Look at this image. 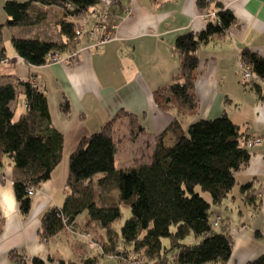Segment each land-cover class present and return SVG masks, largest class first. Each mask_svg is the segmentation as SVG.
Wrapping results in <instances>:
<instances>
[{
  "label": "trees",
  "instance_id": "obj_1",
  "mask_svg": "<svg viewBox=\"0 0 264 264\" xmlns=\"http://www.w3.org/2000/svg\"><path fill=\"white\" fill-rule=\"evenodd\" d=\"M197 2L207 13L216 12L217 16L208 20L200 35L188 32L175 42L179 71L171 84L154 92L156 105L172 112L174 119L156 137L150 161L117 168L119 129L126 127L132 142L145 133L138 115L119 110L99 131L80 140L69 156L65 183L68 194L64 205L49 208L41 216L37 236L42 244L47 245L60 233L71 231L74 235L89 236L97 246H88L99 250L97 256L66 261L57 254L46 259L28 258L22 251L12 250L10 260L16 264H98V256H112L125 264L227 263L228 259L206 239L221 237L230 250L233 248L226 227L220 233L214 229L212 206L223 204L236 185V174L249 164V140L226 110L216 119L194 118L200 111L196 95L199 50L212 41L225 40L236 18L221 4H213V0ZM100 3L101 0H5L3 9L9 18L0 21V44L5 28L36 27L48 17V11L40 10V6L57 7L61 14L54 25L60 41L12 38L16 53L26 65H48L51 55L74 54L78 50L83 38L77 33L79 19ZM6 59V49L1 47L0 62ZM240 60L255 77L248 86L264 99V57L245 48ZM34 78L35 74H31L27 80L17 78L15 83L0 86V171L8 166L13 169V190L24 217L30 215L38 188L50 181L62 164L65 150V137L53 124L47 93ZM20 96L24 99L25 111L16 118L12 104ZM229 103L227 100L226 105ZM60 109L66 115L71 113L68 99ZM168 135L175 139L173 146L165 143ZM99 174L104 176L96 181ZM0 180L5 183L3 173ZM202 193L209 194L211 200H206ZM241 194L246 204L259 206L258 190L253 183L242 186ZM122 205L131 207L132 216L122 229L123 247L120 248L113 225L122 218ZM84 212L89 218L88 228L93 229L91 224L98 223L106 230L107 239L102 241L96 237L97 228L90 232L78 225L77 219ZM3 231L4 219L0 212V236ZM192 234L200 241L195 245L184 244ZM164 239L168 240V246ZM246 264H264V254Z\"/></svg>",
  "mask_w": 264,
  "mask_h": 264
},
{
  "label": "crops",
  "instance_id": "obj_2",
  "mask_svg": "<svg viewBox=\"0 0 264 264\" xmlns=\"http://www.w3.org/2000/svg\"><path fill=\"white\" fill-rule=\"evenodd\" d=\"M197 1L118 0L111 16V21L117 25L113 39L98 48H93L92 40L83 37L78 50L74 54L61 55L60 63L29 67L17 53L9 55L7 52V59L2 63L13 64L16 70L19 69L16 77L21 80L35 74L33 81L47 93L53 124L63 133L65 148L72 129L71 147L74 148L83 137L99 131L119 110L138 115L145 133L133 142L134 150L140 142H148L149 148L141 152L142 162L135 157L132 165L147 164L154 151L156 137L174 119L172 112L156 105L154 92L171 84L179 71L175 42L188 32L200 35L208 24L205 19L207 12ZM213 1V4H221L230 10L236 23L225 40L212 41L199 50L196 95L200 111L194 120L216 119L226 110L247 140L263 137V142L250 149V162L236 174V185L229 197L216 208L212 206V222L215 217L221 219L220 227L215 230L220 233L222 227H226L233 241L232 250L221 237L206 240L228 259L225 264H246L264 254V99L250 86L241 84L240 54L248 48L264 57V0ZM39 9L48 11L47 19L40 25L51 21L50 30H53L51 14L57 18L61 10L43 6ZM40 38L61 40L57 29L53 36L46 33ZM1 47L0 44V51ZM65 99L70 102L69 115L60 109ZM227 100L231 101L228 105ZM12 107L16 108L13 104ZM174 142L171 135L165 138L167 146H173ZM66 166L61 171L59 166L52 179L38 188L28 217L21 214L16 201L13 169L8 166L0 171L5 175V183L0 180V212L4 219L0 264H16L9 257L12 250L22 251L28 258L46 259L51 254L62 257L59 252H52L50 247L58 236L44 245L37 232L43 212L63 206L68 194L65 188ZM249 183L258 190L259 206L256 208L246 204L241 194V187ZM86 229L89 230L90 226ZM164 244L168 246V242ZM85 246H73L75 253H79L74 260L62 259L80 261L90 258L85 256ZM97 261L98 264L102 262L100 259Z\"/></svg>",
  "mask_w": 264,
  "mask_h": 264
},
{
  "label": "rangeland",
  "instance_id": "obj_3",
  "mask_svg": "<svg viewBox=\"0 0 264 264\" xmlns=\"http://www.w3.org/2000/svg\"><path fill=\"white\" fill-rule=\"evenodd\" d=\"M4 2H5V0H0V21L1 22H4L9 18V16L6 14V12L3 9ZM51 19L53 20V25H54L56 16L51 14L50 20ZM50 25H52L51 21H48L47 24L39 25L36 27H31V28H29V27L5 28L3 30L1 45L3 47H5L6 52L9 55L16 53V49L12 43V38L14 36L20 37V38H27V37L40 38V36H44V34H46V33L49 34L50 36H53L55 34L56 27L54 25L55 30H54V28H53V30H50V28H51ZM50 38H52V37H50ZM40 39H42V38H40ZM42 40L54 41L53 39H47V40L42 39ZM18 70H16V68L14 67L13 64L0 62V86L2 84H7L10 82H12V83L17 82L16 76L18 75V73H17ZM13 105L16 106V108H14V109L16 110V118H18L25 111V104H24L23 97L20 96L13 103ZM71 131H72V134L68 133L67 147L65 148V152H64V160L59 167L60 171L63 169V167H67L66 165H68V169H69V156L77 147V146L74 148L71 147L74 130L72 129ZM119 134H120V139L118 142L119 143L118 144V152H117V156H116L117 168L118 169H125V168H128L129 166H133L132 164L135 163L134 162L135 157L137 159H141L139 162H142L143 157H142L141 152L144 150V148L148 150V148H149V147H147L148 142L146 144H143V142H140V144L138 146H136V148L134 150L133 142L130 139V133L128 132L127 128L122 126L119 129ZM103 176H104L103 174H99L96 176L95 180L98 181ZM110 190L111 189H108L107 192L112 193V191H110ZM202 196L204 198H206V200H208V201L211 200L210 195L207 193H202ZM63 205H64V203H63ZM213 208H216V207L213 206ZM121 210H122V218L113 225V229L115 230V232L119 236V247L120 248L123 247L122 229H123L125 223L127 222V220H129L132 216V210H131L130 206L122 205ZM88 220H89V218H88L87 212H84L83 214H81L78 217L77 223L80 227H84V226L88 227L87 226ZM91 228H93V229L97 228L96 229L97 230L96 237L98 239H100L102 241H103V238L107 239L106 230L101 228L98 223L94 222L93 224H91ZM93 229H90V232ZM199 241H200V239H197L195 237V235L192 234V235L188 236L183 241V243L188 244V245H195ZM164 242H168V240L164 239ZM78 244L79 245H86L85 250H84L86 252V254H85L86 257L87 256L95 257L99 253V250L92 249L88 246L90 244L89 238H85V237L80 236V235H78V236L72 235L70 233V231L60 233L59 236L57 237L56 241H54L50 244V247L53 250L52 252H59L64 259L74 260V256L78 255L79 253H75V250H73V246L78 245ZM98 258L100 259V261H102L101 264H120L118 262V260L112 256H108V257L98 256Z\"/></svg>",
  "mask_w": 264,
  "mask_h": 264
},
{
  "label": "built area",
  "instance_id": "obj_4",
  "mask_svg": "<svg viewBox=\"0 0 264 264\" xmlns=\"http://www.w3.org/2000/svg\"><path fill=\"white\" fill-rule=\"evenodd\" d=\"M118 0H101L100 5L94 7L91 12L79 19V26L77 28V33L82 37L92 40L93 48H98L99 46L109 42L113 39V34L117 25L111 21L112 9L117 4ZM216 12H210L205 14V19L210 20L216 18ZM62 58L59 54L50 56V64L60 63ZM240 68L242 71L241 84L248 85L252 82L255 77L248 66H245L240 60ZM264 86V82H262ZM263 142V137L251 138L248 142V147L250 149L261 145ZM31 195L34 194L33 191L30 192ZM221 219L220 217H215L213 221L214 229L220 227ZM86 238H90L86 236ZM91 247H96L97 244L89 239Z\"/></svg>",
  "mask_w": 264,
  "mask_h": 264
}]
</instances>
